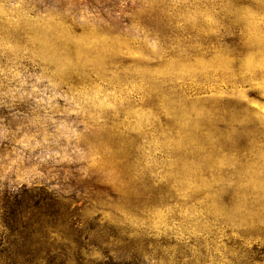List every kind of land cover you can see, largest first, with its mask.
<instances>
[{"label":"rangeland","instance_id":"obj_1","mask_svg":"<svg viewBox=\"0 0 264 264\" xmlns=\"http://www.w3.org/2000/svg\"><path fill=\"white\" fill-rule=\"evenodd\" d=\"M0 264H264V0H0Z\"/></svg>","mask_w":264,"mask_h":264}]
</instances>
